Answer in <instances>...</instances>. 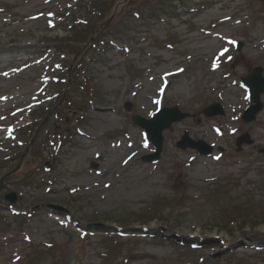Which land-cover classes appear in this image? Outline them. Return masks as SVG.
Masks as SVG:
<instances>
[{
	"label": "rangeland",
	"instance_id": "obj_1",
	"mask_svg": "<svg viewBox=\"0 0 264 264\" xmlns=\"http://www.w3.org/2000/svg\"><path fill=\"white\" fill-rule=\"evenodd\" d=\"M254 67L264 0H0V264H264V94L240 118ZM159 106L188 116L144 162L131 117ZM184 130L222 150L179 149Z\"/></svg>",
	"mask_w": 264,
	"mask_h": 264
},
{
	"label": "water",
	"instance_id": "obj_2",
	"mask_svg": "<svg viewBox=\"0 0 264 264\" xmlns=\"http://www.w3.org/2000/svg\"><path fill=\"white\" fill-rule=\"evenodd\" d=\"M244 82L250 88L251 101L255 103L253 106L248 108L243 115V120L248 122L253 119L254 114L261 107L259 104V95L260 93L264 92V79L261 77V69L255 68L252 74L244 79ZM217 113H220L217 105H212L205 110V114L207 115H214ZM183 117L184 114L179 113L176 108L162 109L152 119L149 120L138 116L133 117V122L139 126H142L146 130L148 138L153 142L156 148V153L152 156L144 158V160L150 161L157 157L161 150L162 131L169 127L172 122L180 120ZM245 140L250 142L248 141L247 135H245L238 139L237 144L239 145L241 141ZM187 143V141H181L179 145L182 146ZM190 144L192 147L198 149L200 153L208 154L210 152V148L202 145L200 142H194ZM55 208L60 209L59 207Z\"/></svg>",
	"mask_w": 264,
	"mask_h": 264
},
{
	"label": "trees",
	"instance_id": "obj_3",
	"mask_svg": "<svg viewBox=\"0 0 264 264\" xmlns=\"http://www.w3.org/2000/svg\"><path fill=\"white\" fill-rule=\"evenodd\" d=\"M185 196H186V194L184 195V194H182L181 195V197H180V200H184V198H185ZM243 218V217H242ZM231 221H235V217H232V220ZM248 223V220H242L241 221V226H239L238 227V225L236 224L235 226H236V228H237V230H240V229H242V226L243 225H245V224H247ZM226 224V223H225ZM228 224V223H227ZM250 230H254V229H250ZM249 230V233H246L247 235H250V233H251V231ZM254 233V232H253ZM258 234V235H257ZM254 235H257V236H260L261 238H264V234H262V233H254Z\"/></svg>",
	"mask_w": 264,
	"mask_h": 264
}]
</instances>
